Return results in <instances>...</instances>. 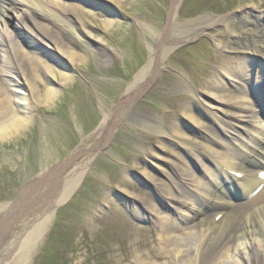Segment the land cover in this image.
<instances>
[{
	"label": "rangeland",
	"instance_id": "1",
	"mask_svg": "<svg viewBox=\"0 0 264 264\" xmlns=\"http://www.w3.org/2000/svg\"><path fill=\"white\" fill-rule=\"evenodd\" d=\"M236 1L180 0L174 16L175 28L185 31L205 19L222 18L234 10ZM55 2V13L62 21L59 25L68 26L69 31L54 26L44 15L41 22L55 30L76 57L68 63L59 56L57 63L52 64L53 78L46 81L50 85H45L43 76L38 77V90L52 87L57 96L29 112V124L19 135L0 142V264H117L135 259V242L144 244L142 254L146 257L162 252L156 263L163 264L166 258L157 225L160 220H173L176 224L182 221L159 189L173 190L172 186L178 184L177 172L169 162L149 155L153 152L164 159L174 158V147L155 131L179 130L200 145L222 153L220 157L228 153V148L237 149L218 129L201 102L204 96L197 91L216 72L215 66L224 56L234 57L215 45V40L225 42L228 38L221 35L220 26H211L198 38L175 48L141 95L122 109L124 113L117 115L119 118L109 130L100 133L97 129L103 117L114 112L157 46L166 28L171 0ZM263 9L262 3L255 12ZM15 11H9L3 20L7 30L15 32L24 46L23 29L16 27L20 11ZM235 14L240 15L236 10ZM257 60L247 63L264 64ZM31 68L26 67L29 76ZM59 72L70 79L62 83ZM221 80L228 84L226 79ZM178 85L187 87L179 89ZM250 97L255 104V96ZM185 106L188 114L198 118L204 128H210L214 136L187 118L182 111ZM261 128L259 124L256 129L259 136ZM242 139V149H252L256 158L264 162V140L256 144L245 135ZM93 149L95 152L90 154ZM183 150L179 164L188 166L198 182L197 186L193 184L194 191L173 190L183 203L201 204V200H206L201 197L206 189L216 192L212 182L216 179L226 192L225 201L246 208L250 205L248 209L257 204L250 203L260 188L247 194L242 185L218 173L212 162L204 159L202 165ZM78 162L81 169L77 177H72L71 171ZM122 180L129 186L119 188ZM75 181L77 185L70 196L54 210L48 209V204ZM150 202L157 205L156 213L147 209ZM213 205V211L230 209L214 202ZM180 207L192 215L186 206ZM200 217L197 214L190 221L191 227L182 233L193 231Z\"/></svg>",
	"mask_w": 264,
	"mask_h": 264
},
{
	"label": "bare ground",
	"instance_id": "2",
	"mask_svg": "<svg viewBox=\"0 0 264 264\" xmlns=\"http://www.w3.org/2000/svg\"><path fill=\"white\" fill-rule=\"evenodd\" d=\"M55 3V0H0V142L19 135L29 124V112L38 104L49 103L57 96V91L52 87L44 91L38 90L41 89L38 77L43 76L45 85H50V82L47 84L46 81H49V78L51 81L53 78L52 64L57 63L59 56L68 63H72L76 57V54L67 49L65 41L57 32L41 22L44 15L55 24L54 26L69 31L68 26L59 25L62 21L55 13L53 7ZM179 3L180 0H171L166 28L160 34L157 46L150 52V59L127 87L114 112L103 117L97 132H106L113 126L117 115H122L124 113L122 109L141 95L175 48L198 38L211 26H220L221 35L228 40L222 42L214 39L215 45L234 57L224 56L215 66L216 72L205 80L197 91L204 96L201 102L205 103L218 129L222 134L226 133L238 150L228 148V153H223L222 158L218 156L222 153L200 145L193 137L179 130L167 133L162 128H158L156 134L172 142L174 158L164 159L153 152L149 155L172 165L178 176V184L175 183L172 187L178 193L180 189L194 191L193 184L198 183L191 169L183 163L179 164L184 148L200 164L204 165V159L212 162V166L230 182L242 184L244 191L250 194L264 184V179L259 177L264 173V162L256 158L257 153L252 149L247 150L249 152L242 149L243 135L249 142L253 141L256 144L264 140V123L261 120L264 113V64L247 63L255 59L264 61V9L256 13L264 2L237 0L234 10L224 17L205 19L185 31H178L175 28L174 16ZM14 9L20 11L19 23L16 27L23 29L24 46L15 32L7 30L3 20L8 12ZM235 10L240 15H236ZM85 34L87 37V33ZM26 67H32L31 76ZM59 75L62 83L70 79L63 72H59ZM221 78L226 79L229 85ZM182 87L186 88L187 85H178L179 89ZM251 95L256 98L255 104L252 103ZM182 111L196 127L203 128L206 133L214 136L210 128H204L198 118L188 114L186 106ZM259 124L262 127L260 136L256 131ZM219 138H216V143ZM244 144L254 147L247 142ZM254 149L258 150V147ZM94 150H90V154H93ZM241 151L247 155L244 156ZM245 166H255L259 169L251 170ZM80 169L81 163L78 162L71 171V176L77 177ZM212 182L216 192L206 189V194L201 196L206 200H201V204L194 201L185 204L175 196L172 189L161 190L163 188L159 187L162 196L168 199L176 212L175 215L182 221L181 224H176L173 220H160L157 225L158 240L164 246L163 254L166 258L163 264H264V189L250 203L257 204L248 209L250 205L246 208L225 201L223 196H226V192L221 184L216 179ZM76 185L75 181L68 191L48 204V209L54 210L60 205L70 196ZM124 186H129L124 180L118 183L119 188ZM27 192L24 191L25 194ZM213 202L218 207L222 206L221 208L225 209L230 207V209L223 211L218 208L217 211H213L215 209ZM180 205L186 206V210L191 211L192 215L182 211ZM147 209L150 213L159 210L157 205L151 202ZM44 213L45 211L42 214ZM116 213H119V209ZM197 214H201L197 226L193 231L183 234L182 231L192 225L191 222ZM45 221L47 222L46 219ZM143 246L144 244L135 242V259L117 264H157L156 260L162 252L148 254L146 257L142 254ZM169 246L171 248H168Z\"/></svg>",
	"mask_w": 264,
	"mask_h": 264
},
{
	"label": "snow or ice",
	"instance_id": "3",
	"mask_svg": "<svg viewBox=\"0 0 264 264\" xmlns=\"http://www.w3.org/2000/svg\"><path fill=\"white\" fill-rule=\"evenodd\" d=\"M262 176H264V173H262Z\"/></svg>",
	"mask_w": 264,
	"mask_h": 264
}]
</instances>
